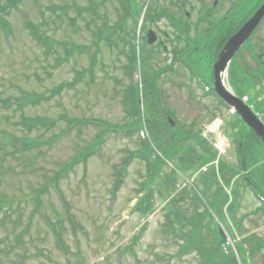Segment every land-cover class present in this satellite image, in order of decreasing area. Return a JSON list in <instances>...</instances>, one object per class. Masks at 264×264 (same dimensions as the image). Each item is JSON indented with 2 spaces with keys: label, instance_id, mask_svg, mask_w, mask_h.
I'll return each instance as SVG.
<instances>
[{
  "label": "rangeland",
  "instance_id": "rangeland-1",
  "mask_svg": "<svg viewBox=\"0 0 264 264\" xmlns=\"http://www.w3.org/2000/svg\"><path fill=\"white\" fill-rule=\"evenodd\" d=\"M7 1L0 0V8ZM62 7H70L63 21L58 19ZM148 9L152 15L158 14L157 17L167 12L178 14L177 4L169 0H137L133 7L124 0H23L7 17L10 31L0 29V264L201 263L198 250L182 253L184 245L166 237L163 226L169 211L168 200L175 202L178 215L185 220L198 217L201 225L211 221L195 194L202 197L200 190L207 185L206 177H214L220 183L222 173L219 169L222 166L239 168L238 151L236 144L232 143L221 165L211 166L213 159L208 151L213 149L202 137V131L211 128L209 123L219 116L225 120L222 130L228 136L242 131L243 124L238 123L236 117H229L227 110L213 97H205L195 86H190L187 72L179 65L170 67L171 47L167 44L166 51L162 46H155L165 39L162 31L171 33L174 29L164 18L155 23L150 22V18L142 24L143 13H148ZM188 11L189 18L184 14V22H178L185 25L190 21L193 26L191 32L196 33L198 2L188 5ZM27 22L39 26L54 41L75 46L72 56L55 68L56 55L47 56L43 48L37 46L26 27ZM204 26L205 23L198 30L202 31ZM105 28H111L110 42L102 41L98 36ZM150 30L154 31L157 40L145 48L144 65H140L143 73L141 75L137 69L134 82L155 78L157 100L167 113L164 118L163 110L158 108L154 112L158 126L156 134L172 124L176 130H193L203 140V144L196 138L180 143L184 154L195 159L189 167L190 172L184 177L179 173L175 184L171 177V170H176L174 163L164 165L160 175L152 172L153 182L149 188L154 211L146 220L133 208L146 192L148 162H154L157 156L162 158V153L155 148L148 162L133 156L142 150L144 138L153 140L146 129L132 139L110 134L105 137L103 149L86 164L76 166L57 186L51 183L48 191L40 195L41 206L36 210V193L42 191V187L64 164L102 133L103 124L97 121L113 125L130 121L121 104L122 90L130 84L123 69L128 63L124 52L130 54L132 46L144 44ZM94 43L99 48L95 49ZM59 55H66L62 48H59ZM260 57L264 62V23L237 57L238 65L246 76L247 72L263 68L262 63H258ZM95 61L94 76L88 74L72 87L56 93L63 84L75 81ZM201 62L199 66L204 73L207 66L205 61ZM249 81H253L251 77ZM257 93L262 95L261 99H257ZM26 94L43 96L48 100L20 111L16 99ZM246 97L264 105L263 85L255 87V92L252 89ZM5 101H10L13 106L6 108ZM149 101H154V96ZM23 115L55 120L58 124L49 129L41 127L31 133L20 124ZM69 120H96V125L81 124L68 129ZM231 125L235 127L232 129ZM8 135L36 139L39 147L22 153L20 144L11 142L13 139ZM193 153L201 159H196ZM261 160L264 161V149ZM206 166L209 167L204 170ZM217 182L210 188L211 195L217 188ZM118 184L114 195L113 188ZM239 186L243 196L237 216L245 218L241 232L227 222V228L233 234L230 236L227 228L213 216L237 264H241L238 262L237 245L241 246L243 241V246L248 248L249 243L245 239L250 238V234L264 240V211L259 212L261 204L242 181ZM227 192L229 194L230 190ZM144 226L147 230L141 242L133 245V250L125 251L132 237ZM191 229L186 227L187 231ZM60 233L70 248L68 255L59 246L57 235ZM201 234L203 244L209 250L217 246L214 240L216 233L212 228L208 231L204 227ZM257 262L246 256L243 264Z\"/></svg>",
  "mask_w": 264,
  "mask_h": 264
},
{
  "label": "trees",
  "instance_id": "trees-1",
  "mask_svg": "<svg viewBox=\"0 0 264 264\" xmlns=\"http://www.w3.org/2000/svg\"><path fill=\"white\" fill-rule=\"evenodd\" d=\"M22 1L23 0H8L6 5L0 8V29L5 32L10 31V25L8 23L7 17L13 9H17L18 4H20ZM124 1L129 2L130 6L133 7V4L137 0ZM60 10L61 14L58 19L63 21V19L68 16L70 7H62ZM93 12L96 13L95 8L93 9ZM165 16L166 15H163L162 17ZM150 18H152V13L148 11L145 16V20L148 21ZM243 24L244 21H237L236 29L238 30ZM26 27L30 31V35L36 42L37 46L41 49L43 48L42 50L47 56L56 55L55 68L62 66L72 56L74 49H76L75 46L58 43L57 41L52 40L46 35V33L41 31L39 26L34 25L31 22H27ZM175 27L181 32V34H187L183 25H175ZM109 29L111 28H105L103 31L99 32L98 36L102 41H111V32ZM234 32L235 30L232 31V33ZM95 46L99 48V45L96 43ZM59 48L64 50L66 54L65 57H61L59 55ZM196 49L200 50L199 45L196 46ZM137 51V46H132L130 54L124 52L128 58V63L124 65L123 69L130 80V84H128L127 87L125 86L126 88L124 91L122 90L121 104L123 106L125 116L130 121L123 125H113L110 123H102L97 121L101 125L103 124L102 133L98 135L97 138H94L91 142H89L86 146H84V148L78 152L72 160L64 164V166L59 171H57L53 177L50 178L48 184L42 187V191L36 193V210H38V207L41 206L40 195L48 191L51 183L57 186L62 178L67 176L69 172L74 171L76 166L79 164H86L88 160H90L103 149V146L106 144L105 137L110 134H115L120 138L132 139L135 137V135L139 134L141 130L146 129V131H148L149 137H153V140L151 142L148 137L144 138V146L142 150L140 152L134 153L133 156L148 162L151 156L154 154L155 148L162 153V158L157 156L154 162H148L149 175L148 180L145 183L147 186L146 192L142 197H140L133 208L134 211L139 212L144 219H147L149 216H151L154 211L153 195L149 188L153 182L152 172H155L156 175H160L164 165L167 166L169 162L174 163V168H176V170H171L173 184H175L179 179V173L184 177L190 172L189 167L195 162V159L193 157H187V155L184 154L185 151L182 149L180 143L183 140H193L194 138H196V141L199 143L203 144L204 142L201 137H199V134H196L193 130H176V128L171 127L170 124L159 131L158 134H156L158 132V126L156 124L157 122L154 120V112H156L158 108L163 110L162 112L165 115L164 118L166 117L167 113L157 100V87L154 85L155 78L153 79L152 77H144L145 79H142V83H139L138 81L134 82V75L138 69ZM140 54L141 64L143 66L146 49L141 48ZM96 65L97 62H93L89 69L85 70L83 73H80L78 78H75V81L63 84L61 88L56 91V93H59L65 87H72L73 85L77 84L76 82L80 81L88 74L94 76ZM194 71L196 72V69H194ZM247 74L249 77L246 76V72H243L238 66H233L229 71V83L237 96L241 98L247 96L252 89L255 92V87L258 85H260V87L263 85L264 87V67L262 69L255 70L252 73L247 72ZM250 77L253 80L252 82L249 81ZM210 88L211 87L209 85L202 87L206 93L209 92ZM212 94H214L213 91ZM256 95L257 99H261L262 95H259V93ZM153 96L154 101H149V99ZM42 100L48 99H44L43 96L26 94L24 97L17 98L16 104L18 109L21 111L28 106L39 105ZM219 103L224 107L222 102ZM256 103L257 111L264 116L263 103H258V100H256V102H254L253 99L250 100L251 106H255ZM4 104L7 106L6 108L13 106L10 101H5ZM237 120L238 123H242L239 118H237ZM95 121L96 120H86L85 122H77L76 120H69L68 129L75 128L81 124L96 125ZM20 124L32 133L34 130L41 127L47 129L53 128L57 126L58 122L40 117L28 118L23 115ZM235 125H231L230 128L233 129ZM230 137L234 138L235 144L237 146L239 168L232 169L227 166H222V168L219 169L222 173L220 183L217 182L214 177H206L207 185L203 190H200L202 197H199L195 191L196 199L200 204H202L203 207H205L206 215L211 217V221H209L207 224H204V226L199 224L198 217L185 220V218H183L181 215H178L179 209L175 205V202L166 199L168 200L169 204L167 221L163 226L167 233L166 237L168 239L174 238V241H176L178 244H183L184 246L182 247V253H188L190 250H198L199 256L202 257L200 264H237L236 258L230 253L231 251H229V249L226 250V238L224 237V234L221 232L217 223L214 221L213 216L217 218L221 224L225 226V228L228 226L227 222H230L233 226H235L237 231L241 232V224L244 222L245 218H240L237 216L240 208V200L243 196L239 189V182L242 181L243 186H246L254 193L256 198L261 203L260 211H264V161L261 160L264 144L259 138L256 137L254 132L244 124L242 131H238ZM8 138L13 139L11 142L14 144H20V151L22 153L32 152L34 149L39 147V141L36 139H19L15 135H8ZM193 154L196 159H201L197 158L200 156H197L195 153ZM208 154H211V159L214 158L212 150L208 151ZM126 168L127 166H125L124 169L126 170ZM229 174L231 175L229 176ZM236 177L240 178V180L238 179L239 182L238 180H235ZM215 181L217 182V188L214 194L211 195L210 188L213 186ZM118 187L119 184L113 188L114 195L117 194L116 192ZM229 190L231 192L230 195L227 192ZM191 192L194 193V190H191ZM186 227H191L192 229L187 231ZM204 227L208 231H210L212 228V231L216 233L214 240L217 246L212 250H209L206 245L203 244L204 239L202 238L201 232ZM146 230V226L142 227L139 232H137L136 235L132 237L131 243L128 248H125V251L131 249L133 250L132 246H136L141 242ZM228 233L230 236L233 235L231 230H228ZM57 236L60 248L65 254H70V248L62 239L63 235L60 233ZM249 237L250 238L245 239L246 243H249L248 248L243 246V241L241 246L240 244L237 245V247L239 246L238 251L241 263L243 264L244 258L248 256L254 260H257L258 264H264V240L255 234H250ZM226 252H229L230 254Z\"/></svg>",
  "mask_w": 264,
  "mask_h": 264
},
{
  "label": "flooded vegetation",
  "instance_id": "flooded-vegetation-1",
  "mask_svg": "<svg viewBox=\"0 0 264 264\" xmlns=\"http://www.w3.org/2000/svg\"><path fill=\"white\" fill-rule=\"evenodd\" d=\"M169 2L177 4L178 14L167 12L164 19L169 21L174 31L171 33L162 31L165 41H158L155 47L162 46L166 51L168 50L167 44L171 47L169 49L170 67L179 65L187 72L189 84L211 86L215 82L214 65L219 61L226 43L238 31L236 29L237 21L247 22L258 10L257 8L264 3V0H169ZM197 2L199 4V14L195 25L197 31L192 33L193 26L190 21L185 25L178 21H183L184 14L186 18H189L188 5L193 6ZM204 23L206 26L202 31H199L198 27L203 26ZM175 25H183L187 34H181ZM234 30L235 32L232 33ZM197 45L200 50L196 49ZM259 59L261 60V57ZM201 61H205L207 66L204 73L199 66ZM259 63L261 62L259 61ZM237 64L235 56L231 65ZM194 69L196 72H193Z\"/></svg>",
  "mask_w": 264,
  "mask_h": 264
},
{
  "label": "water",
  "instance_id": "water-1",
  "mask_svg": "<svg viewBox=\"0 0 264 264\" xmlns=\"http://www.w3.org/2000/svg\"><path fill=\"white\" fill-rule=\"evenodd\" d=\"M263 19L264 4L226 44L220 55L219 61L214 65V90L223 103L233 109L242 122L251 129L264 144V123L249 105H247L242 99L236 97L231 90L225 86L224 78L222 77V75L227 74L231 61L251 38ZM148 40L149 44H154L155 35L153 32H149Z\"/></svg>",
  "mask_w": 264,
  "mask_h": 264
},
{
  "label": "bare ground",
  "instance_id": "bare-ground-1",
  "mask_svg": "<svg viewBox=\"0 0 264 264\" xmlns=\"http://www.w3.org/2000/svg\"><path fill=\"white\" fill-rule=\"evenodd\" d=\"M213 132H214V131H213ZM220 142H221V144L219 145V147H222V145H223L222 140H221Z\"/></svg>",
  "mask_w": 264,
  "mask_h": 264
}]
</instances>
